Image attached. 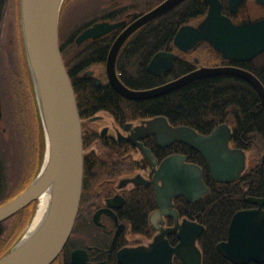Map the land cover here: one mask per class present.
<instances>
[{
  "label": "water",
  "instance_id": "1",
  "mask_svg": "<svg viewBox=\"0 0 264 264\" xmlns=\"http://www.w3.org/2000/svg\"><path fill=\"white\" fill-rule=\"evenodd\" d=\"M182 1L184 0H163L123 28L107 55L105 71L109 84L120 95L141 100L166 94L204 76L232 74L253 86L264 112V84L253 72L234 65H202L171 81L144 89L130 88L122 82L117 74L116 61L124 42L140 27ZM63 2L64 0H20L23 45L44 130L46 150L35 178L20 193L0 205V222L38 199L47 190L50 191V200L37 227L20 236L0 257V264H51L66 245L80 208L84 166L82 119L59 45L58 25ZM204 2L208 5L205 16L196 25L184 24L177 30L173 42L178 49L186 52L206 41L222 58L229 61L250 60L264 51V18L235 24L229 16L222 13L220 0ZM242 2L229 0V6L234 10ZM125 23V19L114 22L97 21L83 29L75 41L80 44L90 38H99ZM177 57L171 51H158L148 62L146 70L160 75L173 66ZM88 73L92 71L89 70ZM100 83L101 79L95 77L94 84ZM1 108L0 97V116ZM96 118L98 116L91 120ZM139 129L155 134L160 145L179 141L198 151L208 166L210 178L215 182H233L247 166L246 152L242 148L230 146L232 130L226 123L219 124L208 134H202L193 127L172 126L166 117L155 116L144 121ZM133 141L146 157H150L149 150L142 143L135 139ZM153 184L157 209L150 214V222L158 228V232L147 244L119 249L118 262L173 264L175 256L182 264H202V251L197 239L205 227L186 217L180 219L173 206V198L176 196L194 203L210 191L203 180L201 167L188 162L184 154H171L155 169ZM245 201L255 206L240 209L233 214L227 239L217 243L216 247L221 255L234 264H264V197L245 196ZM163 215L173 217L174 225L160 226ZM159 219L161 221L158 223ZM118 232L119 227L113 241ZM170 233H176L178 242L175 245H171L167 238ZM70 264L106 263L89 262L86 250L76 248L71 252Z\"/></svg>",
  "mask_w": 264,
  "mask_h": 264
},
{
  "label": "trees",
  "instance_id": "2",
  "mask_svg": "<svg viewBox=\"0 0 264 264\" xmlns=\"http://www.w3.org/2000/svg\"><path fill=\"white\" fill-rule=\"evenodd\" d=\"M10 18L19 26L13 38L15 68L1 70L7 76L0 84L2 111L12 131V141L26 134V141L7 158L0 149V205L20 193L35 178L43 162L44 137L28 69L20 26L19 0H10ZM121 1V0H120ZM163 0H64L59 17V45L72 80L80 117L85 118L106 110L122 121L134 117L163 115L175 125H187L200 133H209L217 125L227 123L232 129L231 147L242 148L247 154V166L235 181L215 182L210 179L208 166L199 152L186 144L178 143L175 152L186 155L187 161L202 169L203 180L210 188L194 203L182 196L173 199L175 209L186 217L204 225L197 239L202 251V264H234L218 251L216 245L226 240L233 214L254 206L245 201V195L264 196V112L258 93L239 76L218 74L195 79L175 90L153 98L133 100L120 95L108 82L104 87L94 85L93 76L85 74L93 69L94 76L106 79L105 63L111 44L124 26L95 39L80 44L76 36L89 24L99 21H117L126 14L139 16ZM208 9L204 0H184L177 6L136 30L119 51L116 70L122 82L134 89L154 87L187 73L199 65H218L220 59L208 49H197L180 55L166 75H153L146 70L151 57L161 50H178L173 46L177 30L184 24L202 18ZM129 21V20H128ZM195 57L198 61H195ZM7 65V58H3ZM2 62V63H3ZM240 66L253 72L264 84V61ZM3 87V88H2ZM17 120L19 122L17 123ZM25 121V122H24ZM20 122L23 127L19 126ZM23 130V131H22ZM14 143V142H12ZM6 151V150H5ZM15 152V153H14ZM15 155L17 158L15 159ZM17 211L0 222V256L19 238L28 219L33 214V204ZM156 207L152 188L142 189L135 204L126 215L133 233L142 234L146 241L154 235L148 215ZM169 223L170 219L167 220ZM169 241L177 242L175 234ZM66 245L52 264H68L70 246ZM121 245V240L118 243ZM107 264H119L115 254ZM173 264H182L174 257ZM248 264H257L249 262Z\"/></svg>",
  "mask_w": 264,
  "mask_h": 264
},
{
  "label": "flooded vegetation",
  "instance_id": "3",
  "mask_svg": "<svg viewBox=\"0 0 264 264\" xmlns=\"http://www.w3.org/2000/svg\"><path fill=\"white\" fill-rule=\"evenodd\" d=\"M242 1L243 2L239 7H236L234 10H232L229 6V0H220L222 4V13L229 16L232 22H234L235 24H239L245 21H255L264 18V2L261 3L258 0ZM10 3V0H0V22H3V25H0V32L1 30H3L1 32L3 37L8 40L12 39L13 41L14 36L17 35L19 26L16 25V19L14 20L15 17L10 19L8 22L11 28V34L9 35L6 27H8L7 20L10 16ZM132 13L135 14V12H130L126 14L125 18H123L126 20V23L123 25L124 27L138 17L134 16L131 18ZM202 18L188 24L196 25ZM93 23L89 24L88 26L92 25ZM123 28L118 31L117 35L123 30ZM87 40L95 39L90 38ZM173 46L178 50V52L173 50L164 51H171L173 53H176L178 57L175 59V61L180 57V55L184 56L190 54L197 49H208L220 59V64L210 66L234 65L245 69L244 67L240 66V64L252 62L253 64L258 65L264 61V51L254 58L246 61L226 60L222 58L221 55L206 41L200 42L196 45V47L186 52L178 49L174 45V42ZM1 52L2 48L0 43V54ZM195 61H198L197 57H195ZM173 66L160 75H166L167 73H169ZM200 66L202 65H199L197 68H199ZM89 70H91L92 73H88ZM89 70L86 71L85 74L93 76V83L95 77H99L101 79L100 85H94L99 87H104L107 85V77L105 79V77H103L102 75L94 76L95 70ZM94 116H98V118L91 120V118ZM155 116L134 117L122 121L110 112L106 110H100L99 112L88 117H81L84 158L83 184L79 212L74 224L73 231L69 237L70 242H68L70 246V256L68 264H70L71 252L76 248H82L86 250L87 260L89 262L96 263L104 261L106 263L107 258L111 255L113 256L115 254L117 258V251L119 249L126 246L147 244L158 232V228L154 227L150 222V214L157 209V204L155 209L152 210L148 215V221L152 229L154 230V235L147 241L142 234L132 232L126 215L129 210H133L130 209V207L135 204L137 194L142 189L152 188L154 194L153 176L155 173V169L159 166L160 162L165 157L171 154L178 153L173 151L174 146L178 143H182L179 141H174L168 145H160L155 134L150 132L147 133L139 129L144 121L149 120ZM170 124L172 126H178L172 123ZM134 139L142 143V145L149 150L151 154L150 157H146L144 155V153L133 141ZM245 194L246 193H244V196H248ZM179 217L180 219L182 218L180 214ZM168 219H170L171 223L167 221ZM162 220L163 223H159L161 219L158 220V223L162 227H170L174 225L173 217L163 215ZM118 227L119 232L116 239L113 241L115 232ZM170 234L176 235V233ZM170 234H167V238ZM120 240L122 243L121 245L118 244ZM177 242H175L174 244L170 242V244L175 245Z\"/></svg>",
  "mask_w": 264,
  "mask_h": 264
},
{
  "label": "rangeland",
  "instance_id": "4",
  "mask_svg": "<svg viewBox=\"0 0 264 264\" xmlns=\"http://www.w3.org/2000/svg\"><path fill=\"white\" fill-rule=\"evenodd\" d=\"M116 1L117 2H123L124 0H121V1L120 0H116ZM10 19L11 18L9 16V18L7 20L8 27L5 26L6 29H7V32L9 33V35L11 34V28H10V25H9V22H8ZM0 25L2 26L3 22L2 23L0 22ZM2 31L3 30H1V32ZM1 32H0V43H1L2 52L0 54V67H1V70H4V72H5L10 67L11 68H15L16 64L15 63L13 64V62H15L14 50H13V41H12V39L8 40L5 37H3ZM58 32H59V25H58ZM24 52H25V49H24ZM5 57L7 58V61H8L7 65L4 64V62L2 61V60H5V59H3ZM25 57H26V55H25ZM26 61H27V59H26ZM27 65H28V63H27ZM28 69H29V67H28ZM6 78H7V76H2V79H0V84H2L3 87L5 85ZM1 93L2 92H1V89H0V97H1ZM1 104H2V102H1ZM1 111H2V108H1ZM38 111H39V109H38ZM2 115H3V111H2ZM39 117H40V114H39ZM7 121H9V118H7V116H5V115L3 117L0 116V149L3 151L2 153L6 156V158L9 155L13 154L12 151H11L12 149L15 151L18 148L19 144H20V146H22V144L26 141V134H25V131H23V130L22 131L24 133L20 134L19 143H18L17 135L14 136V140L12 141V131H11V127H10V125H9V123ZM18 122H19V120H17V123ZM40 122H41V118H40ZM21 124H22L21 122H20V125L18 124L19 130H20V127H23V125H21ZM41 127H42V132H43V137H44V130H43L42 123H41ZM12 142H14V143H12ZM43 143H44V145H43V154L45 155V150H46L45 149V138H44V142ZM44 155H43V160H44ZM16 158H17V156L15 155V159ZM35 205H36V201L33 204V210H34ZM32 215H31V217H32ZM31 217L28 219V221H27L24 229L22 230L20 236H22L27 231V228H28V226L30 224ZM85 241H87V240H85Z\"/></svg>",
  "mask_w": 264,
  "mask_h": 264
},
{
  "label": "bare ground",
  "instance_id": "5",
  "mask_svg": "<svg viewBox=\"0 0 264 264\" xmlns=\"http://www.w3.org/2000/svg\"><path fill=\"white\" fill-rule=\"evenodd\" d=\"M50 200V191L47 190L36 199V205L26 233L33 231L45 215ZM228 236V235H227Z\"/></svg>",
  "mask_w": 264,
  "mask_h": 264
}]
</instances>
